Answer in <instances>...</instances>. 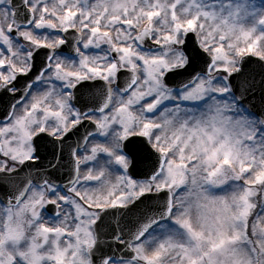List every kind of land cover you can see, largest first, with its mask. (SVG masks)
Masks as SVG:
<instances>
[{"label":"snow or ice","instance_id":"snow-or-ice-1","mask_svg":"<svg viewBox=\"0 0 264 264\" xmlns=\"http://www.w3.org/2000/svg\"><path fill=\"white\" fill-rule=\"evenodd\" d=\"M0 264H264V0H0Z\"/></svg>","mask_w":264,"mask_h":264},{"label":"water","instance_id":"water-1","mask_svg":"<svg viewBox=\"0 0 264 264\" xmlns=\"http://www.w3.org/2000/svg\"><path fill=\"white\" fill-rule=\"evenodd\" d=\"M250 67L252 68V69H255L256 70V72H259V66L257 65V64H251L250 65Z\"/></svg>","mask_w":264,"mask_h":264},{"label":"flooded vegetation","instance_id":"flooded-vegetation-1","mask_svg":"<svg viewBox=\"0 0 264 264\" xmlns=\"http://www.w3.org/2000/svg\"><path fill=\"white\" fill-rule=\"evenodd\" d=\"M70 39H71V37H70Z\"/></svg>","mask_w":264,"mask_h":264}]
</instances>
